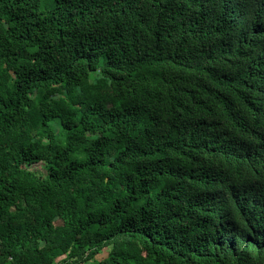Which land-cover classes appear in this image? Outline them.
<instances>
[{
  "label": "trees",
  "instance_id": "1",
  "mask_svg": "<svg viewBox=\"0 0 264 264\" xmlns=\"http://www.w3.org/2000/svg\"><path fill=\"white\" fill-rule=\"evenodd\" d=\"M0 264H264V0H0Z\"/></svg>",
  "mask_w": 264,
  "mask_h": 264
},
{
  "label": "rangeland",
  "instance_id": "2",
  "mask_svg": "<svg viewBox=\"0 0 264 264\" xmlns=\"http://www.w3.org/2000/svg\"><path fill=\"white\" fill-rule=\"evenodd\" d=\"M32 169L38 171L39 173L43 172L42 165H36V166H34ZM105 254H106V252H103V253L101 254V256H103V255H105Z\"/></svg>",
  "mask_w": 264,
  "mask_h": 264
}]
</instances>
